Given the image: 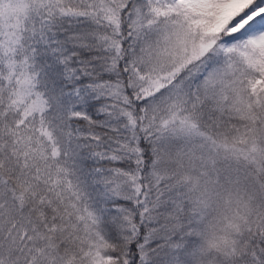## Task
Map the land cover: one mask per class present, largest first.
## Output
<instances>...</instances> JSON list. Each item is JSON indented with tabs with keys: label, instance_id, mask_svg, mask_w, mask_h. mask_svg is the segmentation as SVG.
Returning a JSON list of instances; mask_svg holds the SVG:
<instances>
[{
	"label": "snow or ice",
	"instance_id": "snow-or-ice-1",
	"mask_svg": "<svg viewBox=\"0 0 264 264\" xmlns=\"http://www.w3.org/2000/svg\"><path fill=\"white\" fill-rule=\"evenodd\" d=\"M0 264H264V0H0Z\"/></svg>",
	"mask_w": 264,
	"mask_h": 264
}]
</instances>
